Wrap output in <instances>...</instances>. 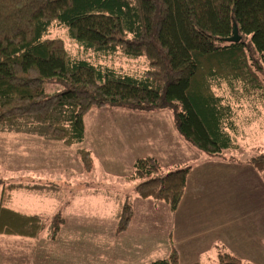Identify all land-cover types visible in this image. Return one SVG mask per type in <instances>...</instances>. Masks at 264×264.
<instances>
[{
    "label": "trees",
    "instance_id": "1",
    "mask_svg": "<svg viewBox=\"0 0 264 264\" xmlns=\"http://www.w3.org/2000/svg\"><path fill=\"white\" fill-rule=\"evenodd\" d=\"M59 24L84 51L104 57L145 59L134 76L73 56L62 39L47 38ZM241 41L229 43L234 26ZM113 58V57H112ZM57 90L48 94V83ZM227 84L236 100L217 93ZM239 89V90H237ZM239 91V94L237 93ZM264 99V0H0V132L62 142L85 139L94 108L171 110L180 135L199 153L223 159L238 150L233 104ZM79 156L87 171L90 152ZM264 177V154L248 160ZM191 167L162 173L153 158L135 161L130 181L144 200L176 212ZM133 218L130 202L119 211L118 234ZM44 218L0 209V235L36 239ZM60 224L54 225L55 239ZM220 264H243L222 254ZM152 264H179L176 255Z\"/></svg>",
    "mask_w": 264,
    "mask_h": 264
},
{
    "label": "crops",
    "instance_id": "2",
    "mask_svg": "<svg viewBox=\"0 0 264 264\" xmlns=\"http://www.w3.org/2000/svg\"><path fill=\"white\" fill-rule=\"evenodd\" d=\"M105 112L110 111L96 108L85 117L87 135L89 128L96 127L95 116L112 120L113 115ZM121 112H127L123 113L126 119L117 116L119 122H114L116 126L109 130L96 128L98 135L87 139V148V135L83 143L70 148L31 137L33 144L42 145L38 149L34 144L30 150L29 167L35 170L30 171L31 182L58 183L64 192L47 195V199H69L63 211L64 224L53 241L62 234L70 240L91 236L100 245L88 254L92 264H152L173 255L179 264H220L222 254L243 264H264V177L258 169L245 157L223 160L200 155L177 131L168 111ZM106 132L111 140L100 145L98 140ZM81 149L90 151L96 179L85 174L77 158ZM149 157L159 161L166 174L191 167L184 197L173 213L166 203L134 195V217L128 230L118 236L115 196L105 188L130 174L136 160ZM63 158L69 164L62 168L55 165L62 163ZM74 166L76 171L69 169ZM135 185L126 184L124 189H133ZM32 204H19L14 210L43 217L59 212L28 211L44 210L55 206V202L44 206ZM44 238L28 241L29 264H46V250L53 241ZM79 256L83 257L79 253L74 257L79 260Z\"/></svg>",
    "mask_w": 264,
    "mask_h": 264
},
{
    "label": "rangeland",
    "instance_id": "3",
    "mask_svg": "<svg viewBox=\"0 0 264 264\" xmlns=\"http://www.w3.org/2000/svg\"><path fill=\"white\" fill-rule=\"evenodd\" d=\"M47 38L62 39L66 43L68 50L73 54V56L82 58V59H88L94 64L101 63L104 65H108L116 69H120L123 72L130 74V75H134V76H140L147 70L148 65L145 59L130 60L122 56V54H117L116 56H111V57L109 56L104 57L102 55H96V54L84 51L76 42L70 39L68 30L64 28L63 26H60L59 24H54L50 28ZM52 86L53 84L51 82L48 83L47 85L49 95H52L57 90H59L57 89L55 91L54 87ZM217 93L220 96L225 97L228 101L230 100L231 102H234L236 100V97L234 94L235 92L231 90L227 84H223L221 87L217 88ZM237 93L239 94V91ZM255 102L257 101H254V103H251V102H247L246 100H244L240 104L231 103L233 104V107L236 108L237 115H238L237 121H236L237 128H236V131L233 132V137H234L236 144L239 146V148L238 150H235V151H227L224 154V157H222L223 160H227V159L240 160L244 157L247 158V160H249L250 158L255 157L257 155L264 154V99L258 101V103H255ZM105 108H108L110 111V112H105V114L110 113L113 115L112 120L108 116H100V115L95 116L96 127L89 128L88 135H87V129L85 126V136L87 135L86 148H87V139L91 140L94 136L96 137L98 135V133L96 132V128L98 129L99 126H102L104 130H109L113 128V125H115L114 122H119V118H122L121 120L126 119L123 113H127V112H121L124 109L110 108V107H105ZM159 111H168L173 116V113L171 110L165 109V110H159ZM117 113H122V114H117ZM126 115H129V114H126ZM126 123H128V121ZM85 125H86V120H85ZM32 136L43 139L45 141H49L42 137L29 135V134L0 132V209L2 207H5L15 212L14 209H17L19 207V204H22L24 207H27L30 203H33L32 204L33 206H35L34 203L44 206V205H48L49 203L55 202L56 203L55 206L53 207L50 206L44 210L43 209L36 210V208L32 210H28V211H59L55 215L52 214L50 217L40 216L44 218L46 227L39 238L41 239L42 236H44L45 237L44 239L53 241L58 236L60 229L62 225L64 224L63 211L69 199L61 200V201L47 199L48 198L47 195H58V194H61L62 190L64 192V189L61 188L60 184L58 183L31 182V179L33 178V176L30 178V171H33V172L35 171L34 169H30L29 167L30 150L34 147V144H35V143L34 144L32 143L34 142V140H32V142L30 140L32 139L31 138ZM110 140H111L110 133L106 132V134H104L98 140V142L101 145L103 143L110 142ZM49 142H53V141H49ZM59 143H62V142H59ZM35 145L37 146L38 149L42 147V145L39 143H36ZM63 145L66 146L65 144ZM81 150H85V149H81ZM194 150L198 152L195 148ZM79 151L77 152V158L82 164L85 174L87 176H91L93 179H96L94 163H93L92 170L87 171L78 154ZM87 151L90 152L89 150ZM199 154L206 158L208 157L207 155L203 153H199ZM209 158H212V157H209ZM215 159H220V158H215ZM65 160L62 161V163L59 162L55 165L60 166L62 168L66 166V164H69V162L66 160L68 162L66 163ZM157 162L160 164L159 161ZM160 166L162 168V173L166 174L163 172V167L161 164ZM187 167H184V168H187ZM69 169L76 171L77 167L74 166V168H69ZM60 171H57V173H59ZM132 174H133V169L130 174H128L123 180H121V182L120 180H118L116 182V185H112L110 186V188H105V189L111 190L113 193V196H115L113 205L115 206V209H116V213H115V219L117 223L116 224V234L118 236L121 235V234H118L119 211L122 209L124 205L128 204V202H130L133 206V196L134 195L138 196L135 193V188L140 183V181H135V182L130 181L129 177ZM56 175L58 177L60 176V174H56ZM102 178L104 177L101 176V179ZM132 183L136 184L133 187V189L132 188L124 189L126 187L125 186L126 184H132ZM114 191L117 194H115ZM148 200H153V199H148ZM106 201L108 203L111 202V200H106ZM155 202H158V201H155ZM160 203H165V202H160ZM106 206H109V205H106ZM106 208H109V207H106ZM74 211H77V209H75ZM33 216H38V215H33ZM133 217H134V208H133ZM57 223L60 224V229L55 239H51L52 238L51 233H53L54 225H57ZM152 228L154 227L152 226ZM39 238H36V239H39ZM36 239L24 238V237H19V236L0 235V264H29L28 255L30 251H29L28 241L36 240ZM93 240L94 239H92L91 236H88L86 238L84 237L83 239L81 238L79 240L77 239L70 240L65 234H62L60 235V238L58 237L56 242L53 241L52 244H50L49 248L46 250V253L49 256L47 257L45 255L44 257L45 263L46 264H76V263L92 264L91 259L89 258L88 254H93L95 250V246H100L99 244L95 243ZM34 251H36V249ZM78 253L80 255H83V257L79 256V260H76L74 256H76Z\"/></svg>",
    "mask_w": 264,
    "mask_h": 264
},
{
    "label": "water",
    "instance_id": "4",
    "mask_svg": "<svg viewBox=\"0 0 264 264\" xmlns=\"http://www.w3.org/2000/svg\"><path fill=\"white\" fill-rule=\"evenodd\" d=\"M225 41L229 43H239L241 41L237 25L234 26L233 36L229 39H226Z\"/></svg>",
    "mask_w": 264,
    "mask_h": 264
}]
</instances>
